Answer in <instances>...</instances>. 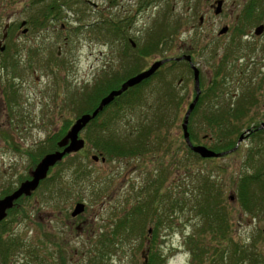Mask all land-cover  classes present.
Instances as JSON below:
<instances>
[{"label": "rangeland", "instance_id": "rangeland-1", "mask_svg": "<svg viewBox=\"0 0 264 264\" xmlns=\"http://www.w3.org/2000/svg\"><path fill=\"white\" fill-rule=\"evenodd\" d=\"M67 1L60 0L57 6L61 3V8L50 16L43 17L44 9L52 4L51 0L36 3L31 0H0V40L6 33V24L15 23L14 29L8 31L12 34L16 33V26L22 21H27L23 28H29V34L51 36L45 40L31 37L35 43H39L32 49L40 50L35 58L44 60L47 65V68H39L36 73L28 74L27 83L32 90L41 91L36 79L39 76L41 84L47 89L55 85L65 98L68 96V90L80 94L83 89L95 84L104 73L120 71L118 67L122 60L119 53L128 45V38L134 40L141 49L149 35L160 27L159 24H173L178 20V33L173 36L172 42L163 48L169 54L179 51L180 47L195 49L203 90L214 84L211 79L215 67H218L224 55L230 54L227 58V69L223 74L222 94L218 99H211L208 91L202 110L209 111L214 105L220 108L228 102L236 103L249 89H255L258 101L250 109L249 114L255 117L251 126L254 127L255 122L260 125L264 121V32L254 33L257 26L264 24V16L256 19L260 14L264 15V0L257 1L255 9L250 10L253 20H243L245 24L241 20L237 21V17H240L251 0H224L220 14L210 8L212 0ZM201 15H204L202 24ZM41 19L47 20L45 25H34L35 20ZM105 20L120 23L121 35H113ZM225 26H229L228 31L220 34V30ZM242 29L251 35H237ZM31 38H26V43L23 42L24 38L17 39L19 47H23V52L18 57L21 64L27 59H33L31 50L28 55L25 49V44ZM44 44L52 46L51 50L44 52ZM230 48L232 52H229ZM59 50L60 56L57 54ZM155 58L157 57L151 55L143 61L147 65ZM181 66L171 74L162 70L145 87L144 94L149 104L129 109L126 116L114 124L115 129L132 134L141 123H149L150 118L147 116L154 110V107L150 109L149 106L156 103L163 91V81L166 77V81L171 80L182 96L183 106L181 110L176 109L174 105L162 110L166 125L155 132L167 137L164 144L159 146L156 141L154 145L151 141L148 146L155 150L143 159L131 157L113 159L105 163L95 162L91 159L92 154L96 152L92 139L98 138L93 133L98 126H87L81 132V137L87 142L84 151L74 155L75 157H66L63 166L53 171L49 183L38 190L35 197L21 201L8 218V231L2 233L4 228L0 227L2 238L9 240L8 236H11L9 241H16L5 257L0 254V264H91L90 254L95 255L98 251L100 239H114L116 224L122 219H127L135 208L150 197L154 189L150 181L154 179L158 187L161 178H166L163 187L167 188H162L165 192L162 196V209L159 211L161 214L165 212V206L172 208L175 198H180L181 201L185 199L189 204L186 207L183 204L184 211L174 204L170 217L169 213L165 212L164 220H167V217L170 220H167V225L163 228L164 240L160 245V251L165 256L164 264H191V254L185 244V238L197 232V226L202 220L200 216L195 215L196 208L191 210L193 202L189 199L194 200L202 177L208 175L220 182L224 198L222 202L227 205L232 215V238L240 244L245 243L252 247L255 244L257 249L264 252V209L258 213L259 216L253 218L242 209L237 200L238 182L245 174H254L261 166L264 178V139L259 140L252 136L244 140L236 152L213 161L198 160L188 154L183 144L185 140L182 124L186 109L195 95V84L189 70ZM259 85L262 86L260 89ZM53 91L54 88L48 92L46 99L44 95L47 107L53 106L50 99ZM73 116V109L65 110L64 118L67 121ZM199 121H195V125L200 123ZM199 133L202 140L200 143L210 146L214 142L210 132ZM171 144L173 150L170 149L167 153ZM150 156H154L158 162L151 163ZM81 165L89 176L78 179L76 171ZM0 172L3 170L0 169ZM59 175L64 187L62 194L53 193L60 183L52 181L58 179ZM51 194H54V197ZM231 195L234 196L233 200L229 199ZM77 202L86 204V210L80 214L79 219L71 215ZM155 206H158V202H155ZM117 237L116 247L119 248L107 258L108 263H141V253L145 248L139 249V246L143 242L142 237L146 239L147 234L139 237L134 233L127 237L124 233ZM205 264H209V261Z\"/></svg>", "mask_w": 264, "mask_h": 264}, {"label": "trees", "instance_id": "trees-1", "mask_svg": "<svg viewBox=\"0 0 264 264\" xmlns=\"http://www.w3.org/2000/svg\"><path fill=\"white\" fill-rule=\"evenodd\" d=\"M31 1L36 3L47 0ZM70 1L73 0H68L67 2ZM257 1L258 0H251L247 3L239 17L242 22L243 20L248 22L253 20L251 19L253 15L250 14V10L255 9L254 6ZM58 2H60V0H51L52 4L44 9L42 16L48 17L59 10V8H61V3L57 6ZM260 15L261 16H258L256 19L259 20V18L264 16L263 14ZM106 23H108L109 31H111L113 35H121L119 34V30L121 29L120 23L111 20L106 21ZM159 26L157 30L149 35L140 49V53L144 55V58L151 55H164L165 50L163 46L170 43L173 36L175 37L178 33V20L173 24H159ZM245 32V29H242L237 35L244 36V34H246ZM127 46L130 49L133 48L130 42H128ZM6 49H9V47ZM229 52H232L231 48ZM229 56L230 54L227 53V57ZM141 69L142 67L140 68L138 65H131V68L127 72H106L103 76H100L95 84L83 89L80 95L78 94L81 102V113L79 116L94 111L98 107L103 96L113 89L120 88L126 79L140 72ZM191 72L192 71H190V73ZM218 73L216 77L220 75ZM220 78L221 76L215 79L213 82L214 84H211L208 89H202L201 97L190 115L189 122L191 140L194 143H200L202 140L199 136V132H210L214 142L209 147L217 152L228 151L234 148L240 135L247 130L246 128H252L251 124L254 123L255 117H252L253 115L249 113L251 106L258 101V98L255 97V89H249L246 95L239 98L236 103H224L220 108H216V105H214L209 111H203L202 105L206 95H208V91H210L209 97L211 99H218L222 94L221 90L224 85ZM149 82H151V79L147 80L144 84L147 86ZM261 87V85L258 86L259 89ZM162 88L163 91H161L160 96L156 99L154 106H149L150 109L154 107L151 115L147 116L150 118L149 123H141L133 134H127L124 138H116L107 135L106 137L98 136L97 139H92V143L95 144L93 148L96 149L97 153H101L100 156L105 157L107 161H111L113 157L119 155H133L135 158H139L142 155L146 156L148 153L151 154L152 151L155 150L147 145L146 133L149 132L147 134H151L152 131L160 130L165 127V120L161 113L163 109L170 105H174L176 109L181 110L183 106L182 96L174 87L173 82L164 80ZM135 90L136 89H129L122 93V95L117 96L114 102L108 105L112 108L107 106L108 108L106 107L97 117L93 118L89 125L97 124V129H115L114 124L124 118L129 109L133 110L137 106L144 104L148 105L149 101L143 94V91L140 92V90L137 89V92L134 93ZM138 99L139 101L136 102ZM212 103H214V101ZM197 120H200V123L195 125V121ZM255 123L254 127H258V122ZM152 136L153 135H148V138ZM252 136L259 140L264 139V130L253 132ZM155 144L156 143H154V145ZM183 144L186 150H188L187 153L196 157V159L205 161L215 160V158H201L197 153L191 150L185 141ZM167 149L166 152L169 153L170 148ZM251 152H253V150ZM85 171L86 170L81 165L79 170L76 171V178L79 179L89 176ZM262 172V167L259 166L254 174H245L238 182L237 200L242 209L250 213L253 218L259 216L258 213L264 209V178H262ZM165 181L166 178H161V183L159 182L158 187L154 183V179L150 181V185L154 187L150 197L135 208L134 211L126 217L127 219H122L116 224V229L113 231L114 239L112 237L100 239L101 242L98 243L100 244V247L97 248L98 251L95 255L90 254L89 261L91 264H109L107 258H109L113 251L119 248L116 247L117 242L115 238H118L117 236L120 234L125 233L126 236L129 237V235L136 233L139 237H142L149 233L150 228L156 239H151L152 243L148 244L146 243L147 238L145 239L142 237L143 242L139 246V249L145 248L142 251L146 253L148 259L147 264H164L165 256L160 251V245L164 240L162 235L163 228L166 227L167 220H170L168 217L167 220H164L166 217L165 212L169 213L170 217L173 212L174 204H176L175 206H177L179 210H183V204H185V207L189 205L185 199L181 201L182 199L175 198V202L172 201V208H167L165 206V212L161 214L159 211L162 209L163 205L162 196L167 189L165 186L163 187ZM60 185H58V188H54L53 193L62 194L61 191L64 187L62 184ZM162 188H165V190ZM257 188L259 189L257 190ZM51 195L53 196L54 194ZM222 199L224 198L222 197L219 180L212 178L211 175L206 177L203 176L199 191L195 195L194 200L192 198L189 199L193 202V205L190 206L191 210L194 211L196 208L197 214L195 215L200 216L202 220L201 224L197 226V232L195 234L191 233L185 238V244L191 254V264H205L208 261L209 264H264V252L257 249L254 243L252 247V245H246L245 243L240 244L235 238H232L230 233L232 228V215L227 205L222 202ZM21 201L22 200H18L14 207L9 210L7 218L0 222V227L4 228L2 233L8 231L6 226L8 218L17 207H19ZM155 202H158V206H155ZM194 203H196L195 206ZM102 236H104V234H102ZM8 237L10 239L12 238L11 236ZM9 240L4 239V237L2 238V235L0 236V254L4 257L8 254L10 247L12 248L16 244V241ZM143 261L144 256L142 255L141 262Z\"/></svg>", "mask_w": 264, "mask_h": 264}, {"label": "flooded vegetation", "instance_id": "flooded-vegetation-1", "mask_svg": "<svg viewBox=\"0 0 264 264\" xmlns=\"http://www.w3.org/2000/svg\"><path fill=\"white\" fill-rule=\"evenodd\" d=\"M210 8H212L215 12L216 0H212L210 2ZM201 16L204 17V15ZM238 20H240L239 17H237V21ZM203 21L201 22L200 20V24H202ZM23 22H25L24 25H22ZM46 22V19L35 20L34 25L38 23V26H42L45 25ZM8 24H6L7 27L5 26L7 32L3 34V38L2 40H0V43L2 45H5L6 48H10L5 49L0 54V169L3 170V172H0V199L13 193L25 181L31 180L33 178V172L35 168L47 154L56 152L58 150L62 151L64 149V147H59V142L67 135L75 121L80 117L79 114L81 113V102L79 96L80 94L78 95L77 92L73 93L68 90V96L65 98L61 94V91L55 85H52V87L50 86L47 89L43 84H41V78L39 76H37L36 79L37 84L39 85L38 87L41 89V91L32 90L29 83H27L28 74L36 73L39 68H47L44 60L40 61V59L35 58V55L40 50H32L39 44L34 42V38L45 40L49 39L51 36L48 34H29V28H23V26L27 24V21H22L20 25L16 26V33L9 34L8 31L14 29L15 23L11 22ZM245 35L250 36L251 34L246 33ZM31 37L34 38L32 39ZM10 38H13L14 40H10ZM20 38H24L23 42L26 41V38H31V40L27 44H25V49L28 55L29 51L31 50L30 52L33 59H27L24 64H21V61L18 59L20 54L23 52V47H19L20 45H18L17 43V39L19 40ZM128 42H130L133 48L130 49L126 45L125 48H122L119 53L122 62L118 69L121 72H127L131 68V65H138V67H142V69L140 72L135 74L137 75L144 70H147L153 64V62L157 60H165V63L155 72L154 75L144 80L140 84L130 87L129 89H138L140 90V92L143 91L144 94V90L146 87V84L144 83L147 80L154 79L162 70H166L167 74H171L172 71L176 68H179L180 65H182L181 67H185L186 69H188L189 72L192 71L190 74L192 75L194 80L193 64L198 68L199 66L196 63L195 49L193 47H180L179 51H171L173 52V54H169L165 50L164 55H154L157 58L146 65L143 61L144 55L140 53V47H137V43L130 38H128ZM125 43H127V39ZM27 46L29 48H27ZM43 47L44 52L51 50L52 48V46L46 44H44ZM57 54L60 56V50L57 52ZM187 55L190 56V59L185 58V56ZM227 58L228 57L226 54L222 59H220L217 65L218 67H215L211 82H214V80L219 78L220 76V80H223L224 71L227 69ZM217 73L220 74L218 77H216ZM135 75H132L131 77ZM168 81L171 82V80ZM53 88L54 91L50 95L53 106L47 107L44 100V95L46 99L49 96L48 92H50ZM136 90L134 91V93L137 92ZM38 96L39 99L37 100ZM138 101L139 99L136 102ZM108 107L112 108L111 106ZM71 109H73L74 111V116L71 119H68L69 121H67L64 118V112L65 110ZM255 131L257 130L250 132L245 140L252 137V133ZM93 133L95 136L108 135L116 138H124L127 135L125 131H120L118 129H94ZM147 133V136L145 135V137H147V145H149L151 141H153L154 143H156L157 141V144L161 146V143L164 144V141L167 139L165 135L157 134L155 131H152L151 134ZM148 135H153L151 138L155 139L148 138ZM172 147L173 145L171 144V151L173 150ZM83 151L84 149L79 152L67 154L62 160L58 161L49 169L47 176L40 181L39 186L35 191L32 192L31 195L24 194L18 200H26L31 197H35L37 191L49 183L53 171L56 168L63 166L64 159L66 157H72L74 155L82 153ZM95 154L101 155L100 152H95ZM131 157L135 158L133 155H119L113 157V159L117 160ZM144 157H147V155H142L139 157V159H143ZM149 158L151 163L158 162L157 159L154 158V156H150ZM99 161H102V159L100 158L95 162ZM106 161L102 162L105 163ZM55 181H57V184L60 183L63 185L60 175L58 179H54L52 182ZM18 200H16L15 203ZM75 218L79 219L80 215L76 216ZM78 228L80 229L81 227ZM146 238V243L148 244L152 243L151 239H156L152 231L147 233ZM142 255L144 256V261L141 263L135 262L134 264H147L148 259L146 257L145 251H142Z\"/></svg>", "mask_w": 264, "mask_h": 264}, {"label": "water", "instance_id": "water-1", "mask_svg": "<svg viewBox=\"0 0 264 264\" xmlns=\"http://www.w3.org/2000/svg\"><path fill=\"white\" fill-rule=\"evenodd\" d=\"M223 0H218L217 5L215 8V13L220 14L223 10ZM203 16L200 17L201 22L203 21ZM25 22H23L22 25H24ZM229 27L225 26L220 30V34H224L228 31ZM264 32V24H260L256 27L254 33L261 34ZM6 49L5 45H2L0 43V54L2 51ZM185 58L190 59V56L187 55ZM165 63V60H157L153 62V64L143 72L127 79L124 81L120 88L111 90L108 94L102 97L98 107L93 112H88L82 114L73 124L70 131L67 133V135L59 142V147H64L62 151L58 150L56 152H52L47 154L41 162L37 165L33 172V178L31 180L25 181L21 186H19L13 193L5 196L4 198L0 199V222L3 221L7 215L8 210L13 208L15 201L18 200L22 195H31L33 191L37 189L39 186V183L42 179H44L49 169L55 165L58 161L62 160L64 156L67 154L73 153V152H79L86 146V140L80 136L81 131L92 121L93 118L97 117L98 114L103 111L108 105H110L117 96L122 95L125 91H127L130 87H133L137 84H140L144 80L150 78L152 75L155 74V72ZM194 69V82H195V90H196V96L194 100L190 103L184 117V121L182 124V132L184 139L188 146L191 148V150L195 153H197L202 158H217L225 153L233 152L235 151L241 144L243 140L250 134V132L254 130H264V121L258 126L257 128H251L246 130L244 133H242L237 141L236 146L229 150V151H223V152H217L212 148H209L205 144H195L191 140L190 131H189V121H190V115L195 109L201 93V85H200V70L197 66L193 64ZM98 155H92V159L94 161L99 160ZM102 161H106V158L103 157ZM230 199L233 200L234 196L231 195ZM86 209V204L84 202H78L73 211L71 212V215L73 217H76L80 214H82ZM152 229H149V232H151Z\"/></svg>", "mask_w": 264, "mask_h": 264}]
</instances>
